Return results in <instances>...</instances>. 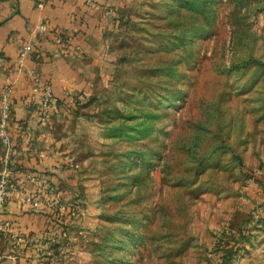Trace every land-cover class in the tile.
Segmentation results:
<instances>
[{
	"label": "rangeland",
	"instance_id": "1",
	"mask_svg": "<svg viewBox=\"0 0 264 264\" xmlns=\"http://www.w3.org/2000/svg\"><path fill=\"white\" fill-rule=\"evenodd\" d=\"M95 44L29 137L72 203L44 262L264 264V0H110Z\"/></svg>",
	"mask_w": 264,
	"mask_h": 264
},
{
	"label": "crops",
	"instance_id": "2",
	"mask_svg": "<svg viewBox=\"0 0 264 264\" xmlns=\"http://www.w3.org/2000/svg\"><path fill=\"white\" fill-rule=\"evenodd\" d=\"M37 1L40 0H0V90L9 89L12 109L8 128L13 141L10 165L3 162L6 149L0 143V174L8 168L12 179L17 177L9 197L0 204V219L4 222L0 229V264H46L44 254L54 240L47 216L49 208L41 201L36 207L27 199L28 194L36 193L37 184L26 178L29 170L24 168L33 163L31 166L37 170L30 171L47 174L60 184L56 171H40L50 167L49 155L30 156L34 149L29 137L36 127L43 129L37 123L41 87L52 84L54 100L49 105L56 108L59 96L86 81L87 63L81 52L95 50V39L102 33L104 9L110 2L41 0L43 5H38ZM41 21L46 23L45 30H39ZM57 29L68 33L81 50L57 41ZM27 40L32 41L33 50L20 65L18 47ZM29 69L38 71L39 76L34 77Z\"/></svg>",
	"mask_w": 264,
	"mask_h": 264
},
{
	"label": "built area",
	"instance_id": "3",
	"mask_svg": "<svg viewBox=\"0 0 264 264\" xmlns=\"http://www.w3.org/2000/svg\"><path fill=\"white\" fill-rule=\"evenodd\" d=\"M38 5H43V2L37 1ZM39 30L46 29V23L41 21L39 24ZM68 36L66 39L61 35L56 36V40L59 42H66L71 44L77 50H81L79 44L74 43ZM33 50L32 41L27 40L21 43L18 47L17 61L20 65H23L26 59L30 56ZM34 77H38L39 73L35 69H29ZM52 99V86L50 83H44L41 87L40 103L43 107V112L47 109ZM12 103L9 95V89L5 88L0 90V143L5 147L6 154L3 155V162L6 165L7 162V151L10 149L11 136L9 133L8 123L11 117ZM25 176L28 180L35 182L38 185L36 193L34 195H27V199L33 201L34 206L39 207V202H43L48 207L54 208L61 212L58 216V220H61L64 216L67 217L71 211V202L63 198L62 191L55 186V181L52 180L47 174L26 171ZM17 179L14 178V180ZM14 180L11 177L8 168L4 169V172L0 175V204L4 203L10 195L11 189L14 187ZM4 227V222L0 219V229ZM51 236H58L63 228L61 225L54 224L50 227Z\"/></svg>",
	"mask_w": 264,
	"mask_h": 264
},
{
	"label": "trees",
	"instance_id": "4",
	"mask_svg": "<svg viewBox=\"0 0 264 264\" xmlns=\"http://www.w3.org/2000/svg\"><path fill=\"white\" fill-rule=\"evenodd\" d=\"M55 34H59V35H61L63 38H67L68 36H69V34L68 33H66L65 31H63V30H60V29H57V30H55ZM50 83V82H49ZM51 84V83H50ZM51 86H52V84H51ZM68 95H70V93L68 94ZM68 95H65V96H68ZM54 100V92H53V87H52V99H51V101H53ZM57 100H59V98H57L55 101H57ZM50 101V102H51ZM37 188H38V185H37V187H36V190H37ZM49 209L47 210V216H49V218H48V221H49V225H54V224H58V223H60V225L61 226H63V228H64V225L58 220V216H59V214L61 213V212H59L58 210H56V209H54V208H51V207H48ZM50 226V227H51Z\"/></svg>",
	"mask_w": 264,
	"mask_h": 264
}]
</instances>
